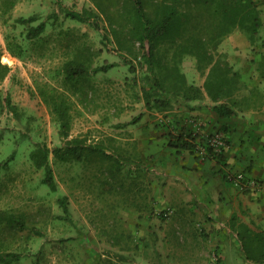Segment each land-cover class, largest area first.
<instances>
[{"label":"rangeland","instance_id":"rangeland-1","mask_svg":"<svg viewBox=\"0 0 264 264\" xmlns=\"http://www.w3.org/2000/svg\"><path fill=\"white\" fill-rule=\"evenodd\" d=\"M150 1L155 0H147L149 9ZM112 2L102 0L103 8L98 9L93 0H17L10 12H0V61L10 67L0 81V212L8 211L26 225L10 228L0 214V252L19 255L11 264H257L246 257L236 235L225 257L215 250L218 234L211 229L215 224L209 215L214 204L208 200L211 193L203 191L211 187H197L195 181L186 186V157H174L175 151L169 153L164 141L147 140L150 131L145 123L155 115L142 98L144 49L139 42L132 44L128 28L118 21L126 13L124 0ZM256 2L262 19L259 33L250 37L236 28L220 44V51L228 54L242 75L239 94L252 95L243 111L264 108V0ZM191 6L194 11L199 7L195 2ZM68 8L94 10L96 22L68 17ZM20 16H36L33 25L46 22L51 35L70 30V40L85 32L79 43L101 50L95 65L108 68L93 75L89 95L64 90L57 75L72 52L64 47L67 39L63 44L53 36L44 46L50 48L46 55L41 54L40 45L30 50L31 43L20 35L26 30L17 21ZM114 30L125 31L126 39L121 38L127 43H119ZM12 35L28 47L21 57L7 48ZM182 67L190 81L203 84L205 77L196 70L194 57L186 56ZM46 84L65 91L69 99V138L102 143L117 155L132 154L136 148L143 156V168L135 184L132 172L112 176L106 170L108 162L95 157L61 163L52 154L57 189L43 183L45 170L34 165L31 152L39 145L53 149L66 141L56 116L39 94L38 85ZM8 96L15 110L6 103ZM173 104L183 103L173 100ZM63 195L68 197L69 214L59 203ZM217 216L219 222L228 218ZM221 226L218 231H227Z\"/></svg>","mask_w":264,"mask_h":264},{"label":"trees","instance_id":"trees-1","mask_svg":"<svg viewBox=\"0 0 264 264\" xmlns=\"http://www.w3.org/2000/svg\"><path fill=\"white\" fill-rule=\"evenodd\" d=\"M16 1L2 0L0 12L4 14L10 12ZM93 2L98 9L103 8L102 0H93ZM150 2L149 9L147 0H124L126 13L121 14L123 19L118 17V21L121 20L122 25L128 28V37L132 39V44L139 42L144 49L140 56L144 68L141 90L148 110L163 111L172 106L173 100L182 101L184 106L192 109L194 106L191 102H202L208 98L212 102L211 108L220 118L232 117L243 111L244 102L250 101L252 95L239 94L242 88V75L230 62L228 54L220 51V44L223 38L236 28L245 31L250 37L259 33L262 19L256 0H155ZM191 2L198 4L197 10H193ZM65 13L68 17L80 22L94 23L97 19L94 10L79 11L68 8ZM36 20V16L17 18V21L25 26V32L23 31L20 35L24 37L23 40L31 43L29 49L35 50L36 45H40L43 50L41 54L46 55L50 48L44 46L48 45L53 36H56L55 39L63 44V40L67 39L64 47L72 52L61 64L57 75L61 76L64 90L69 89L72 92L89 95L88 90L94 85L93 75L108 68V66L95 65L96 57L101 50H95L87 42L79 43L83 37L87 36L85 32L70 40L72 31L61 29L56 35H51L46 32L47 23L40 22L38 25H33ZM128 24L130 27L127 26ZM114 31L117 33L116 39L119 43H127L124 40L126 38L122 36L125 31L120 32L122 33L120 36L117 30ZM7 48L13 55L20 57L28 51V47L26 50L23 42L13 35L7 40ZM186 56L195 58L196 70L205 77L201 86L190 81L183 70L182 64ZM9 71L10 67L0 61V81L8 75ZM38 89L42 99L56 116L62 136L66 138L64 145L53 149L46 145H39L30 154L34 165L45 170L44 184L52 190L57 189L50 160L51 154L55 161L61 163L70 160L82 162L95 157L99 161L108 162L106 170L112 176L123 175L124 171L132 172L133 184L136 183L143 168V156L135 151V147L132 154L117 155L105 149L102 143L88 144L87 139L80 136L69 138L70 102L65 91H58L55 86L48 84L38 85ZM5 101L11 109L15 110V107L11 106L12 101L9 96ZM217 133H210L196 142L184 138L181 133L183 138L174 135L168 144L177 148L175 151L178 153L188 150L194 154L195 146L198 144V151L202 147L207 148L208 153L204 160L216 159L225 164L223 150L216 151L208 142L210 136ZM198 151L196 156L202 158ZM131 163L135 164L132 169ZM126 175L130 176L128 173ZM247 178L253 177L247 175ZM248 189L254 188H246ZM59 203L64 212L69 214L68 197L63 195L59 198ZM0 214H3L2 218L6 219L10 228L16 224H19L20 228L26 226L24 222L16 221L12 214H8V211L0 212ZM235 221L233 223L237 224L238 219ZM237 226V234L246 257L257 264H264V231L242 221ZM17 259L19 255L16 252H0V264H11Z\"/></svg>","mask_w":264,"mask_h":264},{"label":"crops","instance_id":"crops-1","mask_svg":"<svg viewBox=\"0 0 264 264\" xmlns=\"http://www.w3.org/2000/svg\"><path fill=\"white\" fill-rule=\"evenodd\" d=\"M173 105L169 110L149 111L155 116H152L154 119L149 122L145 120V126L149 125L147 131H150L149 138L146 137L148 141L152 140L154 143L164 141L169 153L177 148L167 145V142L174 135L181 136V133L184 138L196 142L203 136L218 132L225 141L223 149L225 164L216 159L202 161L196 156V151L195 154L188 150L179 153L175 151L174 156L186 157L185 165L188 170L184 169L186 175L183 178L186 186L195 181L199 184V186L196 184L197 187H211L210 190L203 191L211 193L208 200L214 204L209 215L212 217L210 222L215 224L211 229L218 234L214 239L218 242L215 244L217 246L215 250L225 257L229 242L233 243L232 238L235 235L238 237V229H233V225L237 226L238 223H233L234 220H241L253 228L260 227L264 231V108L220 118L211 108L208 98L202 102H191L194 106L192 109L183 104ZM146 117L149 119V116ZM241 169L258 181L257 189L241 190L232 182L234 174L241 172ZM205 180L208 181L205 183ZM193 188L195 191L198 189L194 186ZM217 215L228 218L219 222ZM220 226L223 227L221 229L228 227L227 231H218ZM216 251L213 253H218Z\"/></svg>","mask_w":264,"mask_h":264},{"label":"built area","instance_id":"built-area-1","mask_svg":"<svg viewBox=\"0 0 264 264\" xmlns=\"http://www.w3.org/2000/svg\"><path fill=\"white\" fill-rule=\"evenodd\" d=\"M209 144L215 148L216 151H221L225 147V141L222 138V135L217 133L214 136H210L209 138ZM199 153L201 154L202 158H206L207 156V148L202 147L200 148ZM232 182L240 188L241 190L246 189L248 187L255 188L258 185V182L254 178H247L246 174L244 172H237L232 177Z\"/></svg>","mask_w":264,"mask_h":264},{"label":"bare ground","instance_id":"bare-ground-1","mask_svg":"<svg viewBox=\"0 0 264 264\" xmlns=\"http://www.w3.org/2000/svg\"><path fill=\"white\" fill-rule=\"evenodd\" d=\"M8 58V57H7ZM10 60V59H9Z\"/></svg>","mask_w":264,"mask_h":264}]
</instances>
